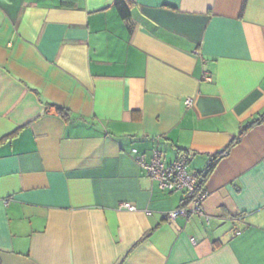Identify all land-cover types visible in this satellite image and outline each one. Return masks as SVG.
<instances>
[{
  "label": "crops",
  "instance_id": "0c3cea01",
  "mask_svg": "<svg viewBox=\"0 0 264 264\" xmlns=\"http://www.w3.org/2000/svg\"><path fill=\"white\" fill-rule=\"evenodd\" d=\"M130 1L0 0V264H264V0Z\"/></svg>",
  "mask_w": 264,
  "mask_h": 264
},
{
  "label": "built area",
  "instance_id": "2783aa9c",
  "mask_svg": "<svg viewBox=\"0 0 264 264\" xmlns=\"http://www.w3.org/2000/svg\"><path fill=\"white\" fill-rule=\"evenodd\" d=\"M132 153L136 156V160L145 170L147 176L156 182L161 190L182 192L185 199L191 203L190 208L181 207L171 212L168 215L170 219H175L178 216L187 218L203 215L201 205L207 193L204 189L197 190V174L188 170V156L185 153H179L168 164L162 161V155L158 150L152 152V159L148 164L145 163L143 155H137L136 150H132ZM119 208L128 212L135 211L133 206L126 203H122Z\"/></svg>",
  "mask_w": 264,
  "mask_h": 264
},
{
  "label": "trees",
  "instance_id": "16d2710c",
  "mask_svg": "<svg viewBox=\"0 0 264 264\" xmlns=\"http://www.w3.org/2000/svg\"><path fill=\"white\" fill-rule=\"evenodd\" d=\"M77 1L78 0H61V6L66 7V8H74ZM130 3H131L130 0H116V2H115V9H116L119 17L122 20L127 21L130 18ZM47 109H48V111H50V110L54 111L56 114L61 115L63 118L67 116V111L63 108L58 107V106L49 105V107ZM263 119H264V115H262L259 119L255 120L247 128H250L253 125L260 123L261 121H263ZM234 142L235 141L231 142L230 146H232L234 144ZM228 149L224 150L222 153H227ZM222 153L217 154V155L212 157L211 162L209 163L204 174H201L200 176L197 174V190L204 189L203 184L205 182V179L208 176V174L212 171V168L214 167L215 163H217V161L222 157ZM187 201H189V200H187Z\"/></svg>",
  "mask_w": 264,
  "mask_h": 264
}]
</instances>
